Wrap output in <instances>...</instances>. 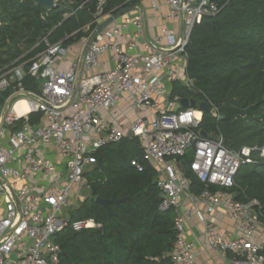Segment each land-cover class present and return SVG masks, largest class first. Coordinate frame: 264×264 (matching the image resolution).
Returning a JSON list of instances; mask_svg holds the SVG:
<instances>
[{
	"label": "built area",
	"instance_id": "1",
	"mask_svg": "<svg viewBox=\"0 0 264 264\" xmlns=\"http://www.w3.org/2000/svg\"><path fill=\"white\" fill-rule=\"evenodd\" d=\"M160 2L168 8L167 19L182 23L181 36L164 26L138 49L144 18L137 12L96 32L112 14L104 13L106 0H96L94 28L82 41L84 47L90 40L83 54L82 47L65 63L68 46L43 38L45 48L34 57L0 69V92L10 91L0 104V264H59L57 234L101 227L93 218H73L71 212L89 189L87 173L96 163L95 151L127 136L138 138L143 159L156 164L159 209L174 211L173 264H199L197 239L189 228L192 218L202 225L200 241L210 255L206 264H264L258 203L238 201L229 191L241 165L253 162L255 148L236 151L219 135L201 136L203 112L181 107L182 97L172 91L173 82L193 88L185 47L201 18L216 15L223 5L218 0H152L155 8ZM104 53L110 54L113 67L99 70ZM26 75L39 83V91L22 84ZM21 100L26 110L16 108ZM122 100L134 114L125 126L116 121ZM110 110V118L102 114ZM35 113L41 118L33 123L30 114ZM188 151L190 175L179 160ZM258 152L264 158V144ZM130 164L143 169L136 158ZM194 179L201 186L197 192ZM218 211L231 228L214 221Z\"/></svg>",
	"mask_w": 264,
	"mask_h": 264
},
{
	"label": "trees",
	"instance_id": "2",
	"mask_svg": "<svg viewBox=\"0 0 264 264\" xmlns=\"http://www.w3.org/2000/svg\"><path fill=\"white\" fill-rule=\"evenodd\" d=\"M140 1L106 0L104 13ZM218 1L221 10L201 18L185 47L193 88L173 82L172 91L216 108L223 118L205 112L199 128L221 136L227 148H255L253 162L241 165L229 191L238 201L257 202L264 225V158L258 152L264 144V0ZM95 6L96 0H57L52 9L33 0H0V69L34 57L45 48L43 38L49 43L62 40L64 46L78 43L94 28L90 23ZM73 8L76 11L65 17ZM22 84L39 91V83L28 75ZM9 93L0 92V104ZM40 118V113L30 114L33 123ZM141 151L138 138L132 136L95 151V167L87 173L90 195L71 216L93 218L101 227L92 234L70 229L57 234L65 255L61 253L59 264H173L169 252L175 240L174 211L159 209L155 172ZM135 158L142 171L131 166ZM191 159L192 151L179 158L186 175ZM193 182V191H199V182ZM96 197L127 199L111 204L108 217Z\"/></svg>",
	"mask_w": 264,
	"mask_h": 264
},
{
	"label": "crops",
	"instance_id": "3",
	"mask_svg": "<svg viewBox=\"0 0 264 264\" xmlns=\"http://www.w3.org/2000/svg\"><path fill=\"white\" fill-rule=\"evenodd\" d=\"M139 4L143 8L144 26H143V30L141 33L140 44H139L138 49L143 48V44L145 43V41H150L154 36L158 35L160 29L164 26L175 29V31H177V34L179 36H181V34L183 32V25L181 22L167 19L168 8L164 2H160L158 4L157 8H155L153 6L152 0H141ZM130 12H132V13L137 12V13L141 14L140 10L137 8L130 11ZM132 29L133 28H131V30ZM79 46H81L80 42L74 43L71 46L69 45L68 46L69 51L67 52L66 58L63 60V62L66 63V62H70V61L74 60L77 57L78 53L81 51ZM100 61H101V64L99 66V70H108L109 68L113 67V62L110 59L109 53L102 54L100 56ZM59 67H64V66L59 65ZM187 98L191 99L192 97H187ZM196 101L201 102L203 100H201V101L196 100ZM203 102H205V101H203ZM111 111L112 110L104 111V112H102V114L105 117L110 118L111 113H112ZM113 111H115V110H113ZM117 111L120 112V115L116 119L117 123H119L123 126L128 125V123L130 122L129 120L132 119L134 116L132 111L129 109L128 104L122 100L120 103V106L116 109V112ZM218 118H219V116H218ZM210 135L211 134H209L208 136H210ZM138 141H139V139H138ZM139 143H140V141H139ZM140 146H141V143H140ZM141 155H142V153H141ZM147 162L153 168V170L155 172V176H156V172H157L156 171V164H153L150 161H147ZM180 163H181V161H180ZM94 167H95V165L90 169L92 170ZM89 195H90V188L88 190H85L84 199ZM212 218L214 219L215 222L221 223L223 228L224 227L231 228L232 222L229 219L222 217L221 211H218L215 214H213ZM189 228L191 230V233H190L191 236L193 238L197 239V246H196V249L198 252L197 262L199 264H206L208 259H210V255L207 254L206 250H204L205 245L203 244L202 241H200V230L202 229V225L200 223H198V221L195 218H192L191 221L189 222ZM211 258H214V257H211Z\"/></svg>",
	"mask_w": 264,
	"mask_h": 264
},
{
	"label": "water",
	"instance_id": "4",
	"mask_svg": "<svg viewBox=\"0 0 264 264\" xmlns=\"http://www.w3.org/2000/svg\"><path fill=\"white\" fill-rule=\"evenodd\" d=\"M34 2L36 3H39V4H42L44 5L47 9H52V8H55V0H33ZM139 9L140 10V13H141V16L144 18V15H143V8L140 4H132V5H129V6H126V7H122L120 8L119 10H117L116 12L112 13L110 16H108L106 19H104L96 28V32H99L101 31L104 27H106L107 25H109L111 22H113L115 19L119 18L121 15L127 13V12H130L134 9ZM90 42V40L87 41V43L84 45L83 47V50H82V54L85 52L86 50V47H87V44ZM81 64V62L79 63V65ZM78 76L75 80V84H74V92H73V95L75 94L76 92V89H77V86H78ZM181 107L183 108H187V107H197L200 111H202L203 113L205 112H209L211 114L214 113V110L210 108V105L206 102H199L197 103V101L193 98L191 99H188V98H182L181 101ZM7 106V105H6ZM223 116H219V119H222ZM1 128V126H0ZM200 134L201 136L203 137H207L209 134L207 132H205L203 129H200ZM211 137H216L217 134L216 133H212L210 135ZM161 197V195H160ZM125 199H127V197H123V198H120V199H101L99 197H96L95 200L102 204L106 209H107V214H108V217H110L112 215V211H111V204L113 203H120L122 201H124ZM93 231L91 230L90 231V234H92ZM63 256L64 253H62Z\"/></svg>",
	"mask_w": 264,
	"mask_h": 264
},
{
	"label": "bare ground",
	"instance_id": "5",
	"mask_svg": "<svg viewBox=\"0 0 264 264\" xmlns=\"http://www.w3.org/2000/svg\"><path fill=\"white\" fill-rule=\"evenodd\" d=\"M16 108L18 110H26V102L24 100H21L19 101L17 104H16Z\"/></svg>",
	"mask_w": 264,
	"mask_h": 264
},
{
	"label": "rangeland",
	"instance_id": "6",
	"mask_svg": "<svg viewBox=\"0 0 264 264\" xmlns=\"http://www.w3.org/2000/svg\"><path fill=\"white\" fill-rule=\"evenodd\" d=\"M56 1H57V0H55V2H56ZM82 41H84V40L82 39L81 41H79V42H80V45H81V46H79L80 49L83 47V46H82V45H83ZM71 45H72V44H71ZM71 45H70V46H71Z\"/></svg>",
	"mask_w": 264,
	"mask_h": 264
}]
</instances>
